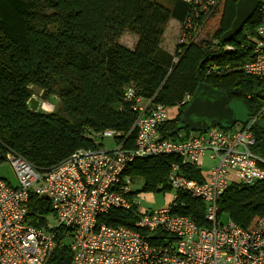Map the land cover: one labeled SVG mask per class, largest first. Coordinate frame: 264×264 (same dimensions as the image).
Instances as JSON below:
<instances>
[{
  "label": "trees",
  "instance_id": "trees-1",
  "mask_svg": "<svg viewBox=\"0 0 264 264\" xmlns=\"http://www.w3.org/2000/svg\"><path fill=\"white\" fill-rule=\"evenodd\" d=\"M169 3L166 7L159 0H136L130 11L122 0H0V152L10 150L45 172L78 149L99 148L93 136L107 129L122 133L116 143L132 148L136 113L123 98L128 85L135 88L137 97L169 109L177 108L184 96L192 97L201 82L229 102H241L248 119L254 116L264 102V78L246 74L242 65L247 59L245 39L260 24V11L255 10L238 35L221 42L220 35L235 15L234 4L228 1L223 12L233 13L230 22L219 27L217 35L197 42L195 51L189 50L193 52L189 70L182 66V58L173 62L178 53L161 47L170 20L181 23L189 10L181 1ZM131 29L138 37L129 48L119 39ZM34 88L45 93V100L56 95L61 109L31 111L27 101ZM187 106L177 108L174 118L159 125L163 138L181 141L195 133L179 122ZM245 122L234 128L235 120L232 127L219 128L236 130ZM252 131L256 140L252 151L264 159V119ZM173 164L186 178L204 182L197 165L181 164L173 154L133 158L124 175L132 181L140 179L145 192L171 190L167 176ZM135 209L112 208L97 222L136 229ZM170 209L198 227L210 226L205 203L187 192L177 190ZM49 216H53L49 200L31 196L28 222L45 227ZM218 216L242 228L264 217V180L251 186L230 181L218 201ZM139 231L148 235L150 243L168 238L162 231ZM66 238L63 230L57 233L46 264H71Z\"/></svg>",
  "mask_w": 264,
  "mask_h": 264
},
{
  "label": "built area",
  "instance_id": "built-area-1",
  "mask_svg": "<svg viewBox=\"0 0 264 264\" xmlns=\"http://www.w3.org/2000/svg\"><path fill=\"white\" fill-rule=\"evenodd\" d=\"M189 6L180 23L182 33L191 39L206 28L207 22L224 10L228 1L178 0ZM257 9L262 20L245 39L247 59L243 71L264 78V0ZM182 45V42H179ZM178 47L173 62L182 56ZM124 100L136 113L132 148L122 142L108 150L78 149L50 170L39 172L16 153L0 152V163L11 169L16 184L0 177V264H46L56 245L57 233L63 230L72 253L71 264H264V217L255 218L248 228L227 221L220 223L218 201L230 181L253 185L264 180V159L252 151L256 140L254 124L264 119V102L259 111L239 129L212 127L192 133L181 141L163 138L158 127L169 119V109L150 99L136 96L128 85ZM184 96L177 108L189 104ZM43 108V107H42ZM122 133L107 129L93 136L118 139ZM214 162L204 175V182L188 179L177 164L170 167L167 184L187 192L205 203L209 227H198L188 217L173 214L170 205L160 210H142L134 191V182L124 175L136 157L173 154L181 164L198 165L206 154ZM48 199L55 224L35 227L28 222L31 196ZM138 230H157L168 235L150 243L147 236L125 226L99 224L97 217L110 209H133Z\"/></svg>",
  "mask_w": 264,
  "mask_h": 264
},
{
  "label": "rangeland",
  "instance_id": "rangeland-1",
  "mask_svg": "<svg viewBox=\"0 0 264 264\" xmlns=\"http://www.w3.org/2000/svg\"><path fill=\"white\" fill-rule=\"evenodd\" d=\"M135 1L136 0H122L123 5L130 11L133 9ZM159 2L161 5L166 6V7L170 5L169 3L170 0L169 2L168 0H159ZM232 14H233L232 12L228 13L227 11L223 12L222 10L220 13H218L215 17H213L207 22L206 28H204L197 37L193 38V42L191 43L189 42L191 38L187 37L185 33H182L183 26L177 20L172 19L170 20V22L168 23V25L166 26L164 30L161 47L175 54L176 51L178 50V47L182 46V48H180V49H184L182 51L183 53L182 55L184 56V53L186 51L187 53L184 58L183 56H181L180 58L177 59V61H179L182 58L181 59L182 66L185 67L186 69L191 70V67H192V60H191L192 55L191 54L193 53L191 51L193 50L195 51V46H197L198 44L197 42H199L202 39H206V38L209 39L210 37L217 35L218 28L225 27L230 22ZM137 37H138L137 31L135 29H131V30H126L121 35L119 40L121 44H124L126 46H132L137 40ZM179 42H182V45H179ZM192 48L194 49L191 50ZM33 93H34L33 96L37 98L39 97L41 93L43 94V92H40L36 88L33 89ZM55 96L56 95L52 94L48 99L45 100L46 96L44 93V98L41 100L40 107L42 108L44 106L45 108L43 107L42 109L40 108L39 110L46 112V113L56 112L58 109L60 110L61 109L60 101ZM229 105L233 111L234 119L237 121V124L236 126H234V128L239 127L241 123L245 122L248 119L247 110L245 106L239 101H230ZM170 112H171V108H169V113ZM116 140L118 139H113V138L103 139L102 142L99 141L98 143H96V144H99V148L97 149L98 150L99 149H102V150L111 149L112 147H114ZM213 165H214V162L211 159H209V154L206 153L205 159L202 161V169L205 171H210ZM0 177L9 180L12 184H16V178L13 172L11 171V169L6 165L5 162L0 163ZM133 189L134 191H136V193H138V199H140L139 208H141L142 210H148V211L160 210V209L165 208L166 205L168 204L170 205L171 200L174 199V198H171L172 192H173L174 197H175V192H176L172 189L166 190V191H156V192L155 191H147V192L142 191V181L140 179L135 180ZM128 210H131V209H128ZM136 221L134 222L136 229L131 228L133 230H138L136 226ZM227 221H228L227 218L225 216H222L220 223L224 224ZM49 223L51 225L55 224V220L51 216H49ZM155 232H160V231L157 230ZM149 233H153V232H149ZM151 243L154 244L155 242H151Z\"/></svg>",
  "mask_w": 264,
  "mask_h": 264
},
{
  "label": "water",
  "instance_id": "water-1",
  "mask_svg": "<svg viewBox=\"0 0 264 264\" xmlns=\"http://www.w3.org/2000/svg\"><path fill=\"white\" fill-rule=\"evenodd\" d=\"M258 2L259 0H238L235 3L234 18L230 27L220 35L221 42L231 40L242 31L243 25L257 9ZM43 98L44 92L38 98L31 96L27 101L28 108L38 111ZM179 122L182 126H189L194 132H200L221 125L232 127L235 119L227 97L200 82Z\"/></svg>",
  "mask_w": 264,
  "mask_h": 264
},
{
  "label": "crops",
  "instance_id": "crops-1",
  "mask_svg": "<svg viewBox=\"0 0 264 264\" xmlns=\"http://www.w3.org/2000/svg\"><path fill=\"white\" fill-rule=\"evenodd\" d=\"M120 41V40H119ZM136 42V41H135ZM135 44V43H134ZM133 44V45H134ZM162 44V43H161ZM124 45V44H123ZM133 45L132 46H126V45H124V46H126V47H129V48H131V47H133ZM163 48V47H162ZM164 49V48H163ZM166 50V49H165ZM168 51V50H167ZM168 52H170V51H168ZM171 53V52H170ZM175 111V112H174ZM176 113H177V108H171V112L169 113L170 115H169V118H174L175 117V115H176ZM205 159V155L200 159V161H199V164L197 165L199 168H200V170H201V173H202V175L204 176L205 174H207L209 171H205V170H203L202 169V161ZM208 159V158H207ZM172 197H173V192H172V195H171Z\"/></svg>",
  "mask_w": 264,
  "mask_h": 264
},
{
  "label": "bare ground",
  "instance_id": "bare-ground-1",
  "mask_svg": "<svg viewBox=\"0 0 264 264\" xmlns=\"http://www.w3.org/2000/svg\"><path fill=\"white\" fill-rule=\"evenodd\" d=\"M223 11H224V10H223ZM43 107H44V106H43ZM44 108H45V107H44ZM175 116H176V115H175ZM169 119H170V118H169ZM246 121H247V120H246ZM171 198H174V196H173V197L171 196ZM171 202H172V200H171Z\"/></svg>",
  "mask_w": 264,
  "mask_h": 264
}]
</instances>
